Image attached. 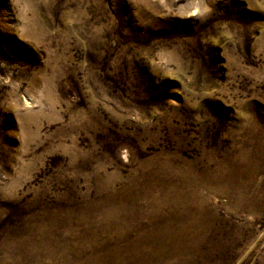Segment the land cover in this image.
Listing matches in <instances>:
<instances>
[{
	"label": "rangeland",
	"instance_id": "1",
	"mask_svg": "<svg viewBox=\"0 0 264 264\" xmlns=\"http://www.w3.org/2000/svg\"><path fill=\"white\" fill-rule=\"evenodd\" d=\"M0 264H264V0H0Z\"/></svg>",
	"mask_w": 264,
	"mask_h": 264
}]
</instances>
